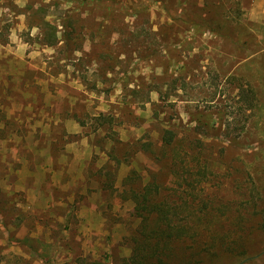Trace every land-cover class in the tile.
I'll list each match as a JSON object with an SVG mask.
<instances>
[{"label": "rangeland", "instance_id": "1", "mask_svg": "<svg viewBox=\"0 0 264 264\" xmlns=\"http://www.w3.org/2000/svg\"><path fill=\"white\" fill-rule=\"evenodd\" d=\"M150 181L162 261L264 264V0H0V264H132Z\"/></svg>", "mask_w": 264, "mask_h": 264}, {"label": "trees", "instance_id": "2", "mask_svg": "<svg viewBox=\"0 0 264 264\" xmlns=\"http://www.w3.org/2000/svg\"><path fill=\"white\" fill-rule=\"evenodd\" d=\"M42 27L45 29L42 34L43 44L47 47H53L57 42L56 29L48 23H44ZM245 94L253 98L252 91L246 89ZM99 119L104 121L107 120L103 116H98L96 118L98 121ZM160 145L163 151V153L162 151L160 153L162 156H165L164 154L166 152L170 153L167 163L169 173L177 176V161L180 159V155L177 152L176 136L172 129L165 130L162 133ZM143 148L145 152L153 155L151 144L143 145ZM158 158L157 160H159ZM182 170L185 171L187 176L192 175V167L187 165L182 167ZM202 171H204V169ZM186 186L191 187L192 183L187 181ZM159 196L160 187L154 181H150L142 188L141 192L134 194V202L137 211L142 217L140 223L142 227L140 238L136 241V248L131 258L132 264H167L162 260L171 257L176 243L179 241L183 242L190 237L193 238V236H198V232L194 233L195 231L190 235L194 230L193 227L188 224H179V222L175 221L176 216H178L180 212H186L187 215H191L194 209H190V205L186 203V201H182L185 209L180 210L179 205H177V202L174 201L172 197H170V200H167L168 198L165 197L166 199H160Z\"/></svg>", "mask_w": 264, "mask_h": 264}]
</instances>
